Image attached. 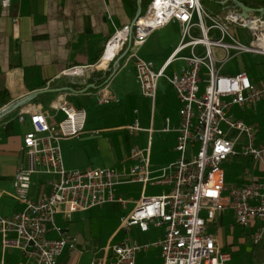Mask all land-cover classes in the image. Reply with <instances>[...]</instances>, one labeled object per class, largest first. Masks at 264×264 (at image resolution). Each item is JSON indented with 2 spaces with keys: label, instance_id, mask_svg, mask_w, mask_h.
<instances>
[{
  "label": "built area",
  "instance_id": "2783aa9c",
  "mask_svg": "<svg viewBox=\"0 0 264 264\" xmlns=\"http://www.w3.org/2000/svg\"><path fill=\"white\" fill-rule=\"evenodd\" d=\"M7 3L8 0L3 1L4 5ZM204 17L211 20L210 27L205 25ZM171 22L181 25V41L170 62L187 47L204 45L206 54L200 57L193 52L185 57L187 65L181 72L166 77L164 69L156 71L153 62L139 57L138 51L153 32ZM194 26L200 28L201 36L193 35ZM233 27L248 31L249 43L233 35ZM212 28L220 31L219 38L209 37ZM213 47L223 48L225 56L217 59ZM109 51H113L112 57L106 67H100ZM240 53L264 55V11L245 16L239 3L214 13L203 0H150L145 8L140 3L132 24L116 29L99 61L63 70V77L87 79L94 73L110 71L113 65L120 67L122 57L126 62L134 60L141 93L153 104L159 81L166 77L180 104L175 146L178 156L153 169L149 143L145 149H132L128 169L70 170L65 167L60 140L84 131L86 110L74 107L69 92L60 95L56 106L65 114L58 124L50 123L48 115L39 108L23 110L20 120L28 115L32 126L23 139L28 163L19 167L13 177L14 196L23 208L10 216L0 212V264H6L8 249L19 250L23 259L20 264H60L64 254L77 250L78 239L71 231L74 214L101 209L109 203L126 205L118 189L135 183L142 185V195L120 222V229L128 235L91 264H137L138 254L150 247L160 249L162 264H242L233 262L232 252L224 249L208 229L219 214L231 210L237 224L247 231L251 244H264V142L258 141L256 125L229 115L234 106L255 108L264 102V82H253L245 71L221 72ZM110 79L95 91L99 105L120 102L110 87ZM166 122L164 131H169L170 119ZM127 128L132 133L143 130L138 121ZM240 154L258 163L261 175L243 184H229L225 164ZM38 176L44 178L35 188ZM149 185L167 186V190L148 195ZM58 215L67 222L66 227L58 223ZM152 226L164 229V235L156 241L139 244L130 236L133 227L147 232ZM51 232L59 236L50 237ZM261 257H255L253 264H264V248Z\"/></svg>",
  "mask_w": 264,
  "mask_h": 264
},
{
  "label": "crops",
  "instance_id": "0c3cea01",
  "mask_svg": "<svg viewBox=\"0 0 264 264\" xmlns=\"http://www.w3.org/2000/svg\"><path fill=\"white\" fill-rule=\"evenodd\" d=\"M3 1L0 0V87L9 91L10 101L0 107V112L5 107L18 103L32 93L44 90L28 103L0 119V212L5 216H10L23 208V205L14 196L13 177L19 167L28 163L23 139L32 128L29 116L26 115L25 120L21 121L20 112L28 108H39L48 115L50 123L57 124L65 118L64 112L56 108L60 95L65 92L70 93L69 98L74 107L85 109L87 113L84 131L79 135L64 137L60 140L65 167L70 170L92 167L129 168L132 162L130 160L131 151L135 146L130 145L129 132L127 131L129 130L127 126L132 123H124L122 107L126 103L150 100L141 93L136 77L135 61L126 62L125 57H122L118 69L113 65L110 71L94 73L87 79H73L63 77L61 74L68 67L91 65L99 61L107 41L116 29L126 24H132L138 16L140 3L142 7H145L150 0H8L6 5L3 4ZM208 1L210 4H207L206 8L214 13L223 11L227 6L237 3L236 1L252 8L253 11L250 14L264 11V0ZM204 22L207 27L212 25L211 20L207 17H204ZM231 31L241 42L249 43L251 40L250 33L245 29L233 27ZM192 33L194 36H201V30L197 26L193 27ZM209 37L211 39L219 38L220 31L216 28L210 29ZM180 41L181 25L171 22L153 32L140 47L138 55L145 60L152 61L156 71L164 69L165 76L172 77L187 65L185 57L191 56L193 52L200 57L206 54L204 45H197L194 49L187 47L177 54V59L170 62V57ZM226 41L230 42V38H226ZM213 53L217 59H221L225 56L226 51L220 47H213ZM241 71L247 72L253 82L263 83L264 55L240 53L230 59L221 69V72L225 74H236ZM166 77H162L159 81L155 104L150 100L149 116L145 117L143 121L138 117L134 120V122L138 121L143 128L142 131L134 134L147 133L145 144L140 148L145 149L151 143L150 154L153 169L168 164L177 155L175 150L176 128L180 120V104ZM202 77L204 79L207 77L206 69L203 70ZM108 78H111L110 87L119 96L120 102L99 105L95 91ZM67 87H71L75 91L68 90ZM87 87H89L87 91L82 92ZM95 105L100 107L92 109L95 108L93 107ZM233 108L232 110H234ZM159 109L161 113H164V120L158 121ZM89 110L96 122L89 121ZM237 112L235 119L256 125L258 141L264 142V134L261 133L264 130V102L255 108H241ZM138 113L139 110L135 108L134 114ZM167 118L170 119V130L164 131ZM157 133L162 134L158 145L160 144L165 152H169L162 159H156L154 156ZM246 159L251 162L248 158ZM233 163L234 159L225 165ZM247 166L243 167V170L248 171V176L240 173L234 184H243L251 177L261 175L259 170L253 169L252 162L250 167L248 166L249 168ZM225 170L227 169L225 168ZM43 178V176L35 178V188H39ZM127 185L131 184L122 185L120 188L123 189ZM124 194L127 195V193ZM141 195L142 185L140 184L139 197L132 201L134 205L130 210L134 208ZM128 203V201L126 205L120 202L109 203L101 209L75 213L71 231L78 239L77 250L72 254H64L60 259V264H71L72 262L80 264L88 247L90 245L94 247L95 244H97L98 250H102V255L98 257L101 258L109 246L119 243L124 238V230L120 229L121 220L114 228L110 229L106 240L99 239L98 241L97 232H101L102 227L99 225L101 222L94 223L92 218L95 215L104 217L107 211L118 213L122 208H127ZM223 216L224 213L221 218ZM57 221L66 227L67 222L61 215L57 216ZM223 230V226L218 227L216 236L222 245L226 244L227 247L224 249L232 252L233 260L237 253L242 252L244 245H252L247 235L239 237L234 233L226 235ZM133 231L137 232L133 234ZM131 233L134 235L132 238L139 244H146L160 239L164 235V229L152 226L146 232L150 234L145 238H140L139 234L143 231L138 227H135L134 230L132 228ZM49 236L58 237L59 235L56 232H51ZM94 251H96V247H94ZM22 260L19 250H7L6 264H20ZM137 264H162L160 249L150 247L148 250L140 252Z\"/></svg>",
  "mask_w": 264,
  "mask_h": 264
},
{
  "label": "rangeland",
  "instance_id": "374dc122",
  "mask_svg": "<svg viewBox=\"0 0 264 264\" xmlns=\"http://www.w3.org/2000/svg\"><path fill=\"white\" fill-rule=\"evenodd\" d=\"M203 4L206 6L207 4H210V1L208 0H204ZM212 5V3H211ZM217 5V4H216ZM146 7V5H145ZM144 7V8H145ZM87 100L89 98H86ZM149 106H150V100H141L140 103L138 102H134V103H126L125 105L123 104V112H124V123H133L135 118L138 117L140 119H142V121L144 120L145 117L149 116ZM95 108L92 109H97L96 107H100V106H93ZM138 109L139 113L138 114H134V109ZM161 108V107H160ZM234 110H231V112L229 113L230 117L235 119V113H238L237 110L241 109L239 106H235L233 108ZM167 110L165 109V112ZM247 111V110H245ZM245 111H242L245 113ZM90 115H89V121L90 122H96V120H94V117L91 114V111L89 110ZM241 112V113H242ZM64 117V115H63ZM164 120V113H161L160 109H159V113H158V121L159 120ZM59 123V122H58ZM57 123V124H58ZM223 128L225 130H227V126L223 125ZM129 132V140H130V145H134L135 147L140 148V146H142L143 144H145V141L147 139V133L146 132H142L141 134L137 135L134 133H131L129 130H127ZM262 134H264V130L261 131ZM57 134L59 135L60 133L57 132ZM160 136H162V134L157 133L155 135V151H154V156L156 159H162L163 156L165 154H168L169 152H165L164 149L160 146V144L158 145L159 142V138ZM264 139V138H263ZM162 145V143H161ZM178 156V153L176 155V158ZM249 166L251 165V162H249L246 157L242 156L241 154L238 155L237 157L234 158V163L230 164V165H225L226 167V177L227 180L229 181V183H236L237 182V178L239 176V174L242 173L246 176H248V171H244L243 167L245 166ZM164 166V165H163ZM247 166V167H248ZM253 169H257L259 170V165L258 163L254 164L252 163ZM162 167V166H161ZM248 167V168H249ZM121 189V190H120ZM164 190H167V186H152L149 185L148 190H147V194L151 195V194H160L162 193ZM121 195H120V194ZM124 193H127L124 194ZM124 194V195H123ZM140 194V184H131V185H127L125 187L119 188L118 189V195L119 197L123 198L124 200H127L129 203L127 205V208H122L118 213H112V212H106L104 217H99V216H95L92 218V222L96 223V222H101L100 227H102L101 232L98 233V238L97 240L99 241V239L101 240H106L107 236L109 235L110 229L114 228L116 226V224L118 223V221H120L122 219V217H124L129 210L133 207V202L135 201ZM108 207V206H106ZM106 211V210H105ZM203 215H206L205 212L202 213ZM222 214H219L216 219L214 220V222L212 223V227H209V232L213 233V234H218V227L223 226V232L224 234H230V233H234L235 236L239 237V236H243L244 234H247V231H245V228H243V226L237 224L236 219L234 217L233 211L231 210H227L224 213L223 218H221ZM231 226H234V229H231ZM135 229V227H133V230ZM137 231H133V234H135ZM132 233H130V236L134 237ZM150 233H140L139 236L140 238H145L146 236H148ZM102 235V237H101ZM128 233L126 231H124L123 236H127ZM264 244H261L259 246H253V245H244L242 247V252L240 253H235L236 257H234L233 262L234 263H242V264H253V262L255 261V256L257 257L256 259L261 260L263 257V247ZM94 247H96V251H94ZM93 247V245H90L88 247V250L85 252V257L83 258L82 262L80 264H91L92 260L94 258H98L102 255V250L101 249H97V244H95ZM223 247H227L226 244L223 245ZM229 247V246H228ZM239 256V257H237ZM76 261V260H74Z\"/></svg>",
  "mask_w": 264,
  "mask_h": 264
},
{
  "label": "water",
  "instance_id": "95a60500",
  "mask_svg": "<svg viewBox=\"0 0 264 264\" xmlns=\"http://www.w3.org/2000/svg\"><path fill=\"white\" fill-rule=\"evenodd\" d=\"M237 3H239L240 7L243 10V14L246 16L248 15V13L252 12L253 9L246 6L244 3L236 1ZM262 12V11H261ZM119 63V62H118ZM118 69V68H117ZM89 87L85 88L82 92L87 91ZM66 89L71 90V91H75L73 88L71 87H67ZM44 90H40L37 91L35 93H32L31 95H29L28 97L22 99L21 101H19L18 103H15L14 105H10L8 107H5L1 112H0V119L3 118L4 116L8 115L9 113H11L12 111H14L15 109H17L18 107L28 103L29 101H31L33 98H35L37 95H39L40 93H43Z\"/></svg>",
  "mask_w": 264,
  "mask_h": 264
},
{
  "label": "trees",
  "instance_id": "16d2710c",
  "mask_svg": "<svg viewBox=\"0 0 264 264\" xmlns=\"http://www.w3.org/2000/svg\"><path fill=\"white\" fill-rule=\"evenodd\" d=\"M0 75H1V70H0ZM10 101V93L7 89L0 87V107L6 105ZM226 181L227 180L226 177Z\"/></svg>",
  "mask_w": 264,
  "mask_h": 264
},
{
  "label": "bare ground",
  "instance_id": "6f19581e",
  "mask_svg": "<svg viewBox=\"0 0 264 264\" xmlns=\"http://www.w3.org/2000/svg\"><path fill=\"white\" fill-rule=\"evenodd\" d=\"M113 51H109L103 62L100 64V67H106L109 59L112 57Z\"/></svg>",
  "mask_w": 264,
  "mask_h": 264
}]
</instances>
